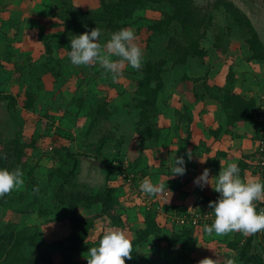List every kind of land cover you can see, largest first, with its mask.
I'll return each mask as SVG.
<instances>
[{"label": "rangeland", "instance_id": "obj_1", "mask_svg": "<svg viewBox=\"0 0 264 264\" xmlns=\"http://www.w3.org/2000/svg\"><path fill=\"white\" fill-rule=\"evenodd\" d=\"M72 1L74 6L77 1L80 2L82 5L79 4V7L85 11H95L99 8L100 0H93L95 3H89V5L84 4V0ZM228 1L232 2L250 20L264 45V0L259 4L253 0ZM214 2L215 0H193L195 6L202 12L211 14L212 17V25L201 43V47L206 51V62L203 64L199 59H190L186 66L176 67L166 74L165 87L160 92L157 101L156 119L152 120L153 124L157 125L159 132L157 137L152 136L142 148H135L133 144L132 130L135 126V119L131 115V109L126 108L127 105L132 104L136 89L135 83L138 76L132 74L134 69L127 64L121 66V75L114 80L112 74L107 73L98 63L90 66L72 65L67 56V50H70L69 41L65 45L58 43L62 32L60 29H63L62 21L55 17L53 10V7L58 4V0H14L10 6L1 10L0 20H10L14 26H17L12 27V31L10 28H1L4 29L7 36L0 35V59L3 65L0 70V94H10L19 100L24 98L26 91L35 90L38 93L33 109L30 111L17 107V114H9L5 106L0 105V138H10L15 133L37 138L38 146L41 149L36 152L33 159V161L36 160L34 176L37 182L43 183V188L37 200L33 202L27 193V184L31 179L29 180L24 174L23 185L0 198V202L1 200L5 201L7 207V209L3 208L0 203V229H4L6 223L11 222L19 228L23 227L28 232H36L38 252L45 254L53 264H63L60 243L65 242L70 233L67 220L68 212L64 208H54L55 191L47 186L50 171L59 167L58 162L60 161L53 158L54 151L57 149L62 158L74 156L78 159L76 175L67 185L68 191L90 196L96 192H105L109 186L116 188L120 206L125 213L124 218L127 219V222H131L129 224L131 226L123 230L129 239L132 240L137 233H140L144 219L148 215L155 217V222L159 227L172 225L175 232L189 230L190 239L208 235L203 231L205 224H199L196 227L191 225L183 227L177 223L178 219L192 216L193 213L205 209L208 205L202 206L201 209H198L196 205L187 206L185 214L176 208L172 209V206L165 202L169 192L164 191L159 195L148 197L140 191L139 185L145 178H149L154 184L165 183L166 175L171 173L174 155L184 156L185 160H188L186 153L191 151L192 146L188 141L190 134L186 124L188 115L184 113L183 108H189L191 116L194 115V110H196L195 115L199 113L198 116L202 114V111L199 108H194V98L193 103L189 102L188 93L193 84L181 81L183 76L201 77L207 73L212 81L224 85L227 75L233 74L236 76L235 91L240 96L246 99L254 97L258 104L260 101H262L261 105L264 104V64L246 61L248 52L237 32L223 36L227 19L223 10L211 11V5ZM157 8L155 6L137 11L128 27L136 33L137 40L135 42L141 47L143 64L148 60L161 57L167 44V37L156 38L147 29L148 26L163 18V11L168 12V8ZM46 14L59 22L47 21L43 16ZM41 16H43L42 21L40 20ZM175 31L176 27L174 26L170 35L176 34ZM13 34L16 35L15 43H10L8 41L12 37L14 38ZM218 35L221 38L219 41L216 39ZM45 43H48L52 48L51 56L46 55ZM9 54L11 59L6 60L5 56ZM48 57L53 60L52 66L58 74L57 77H52L44 67L49 60ZM113 59L118 58L113 57ZM49 63L51 65V62ZM17 64L21 66V69L15 75V65ZM168 68L170 67L168 66ZM104 101L107 102L105 110L109 116L100 118L91 131L87 132L90 122L89 117L85 116L87 111L96 105L103 104ZM257 111L261 112L262 110L257 109ZM179 112L184 115L181 124H179ZM261 113L263 125L264 111ZM16 120L19 124H16ZM176 121H178L177 124ZM245 127L240 130L244 138L238 141V144L242 147L241 152H246L244 153L246 158L243 161L249 163L250 166V170L248 169L246 172L249 180L251 177H255V173H264V168L257 166L260 158L257 143L261 140V136L253 128L251 129V126ZM120 137L122 139L118 144L121 148L119 159L112 163V169L106 168V165L100 164V161L95 157L103 156L101 161L111 164L112 156L116 151L112 147V143H117ZM110 138H112V143H106L99 151L103 140L108 141ZM122 142L123 145H120ZM237 145L236 147H238ZM165 146L168 151L163 149L157 152L155 150ZM199 154L197 158L200 156L201 161L204 162L199 161L198 164L202 166L207 157L204 159L201 156L202 153L199 152ZM66 160L67 165L62 167V170L67 172L72 166V162L70 159ZM91 160L96 161L97 164H92ZM220 163L222 160L218 158L208 160L209 165L219 166ZM188 164L186 169L191 171L192 167H189ZM135 165L138 166L133 168ZM123 168L128 171L121 172ZM140 170H145L143 171L145 174L141 175ZM107 173L112 175L106 177ZM261 180L264 179L261 178ZM192 183L189 184L192 185ZM12 199L14 202L11 201ZM201 200H203L202 197ZM176 203V206H181V202L176 201ZM26 206L28 207L26 208ZM40 208L47 209L49 213L38 216L37 212ZM26 209L27 211H25ZM97 212L98 207L87 211V218H92ZM212 222L208 224L210 225ZM109 229L117 228H107L104 220L95 221L94 228L87 239L85 251L74 257L73 261H86L88 249L98 244L100 236ZM161 234L168 237L170 232L164 229ZM211 238L214 239V237ZM202 243L207 242L202 241ZM158 245L160 244L156 243L152 236L149 237L148 242L141 250H137L138 264H158L155 256L166 253V249L162 248V245ZM38 252L27 248L28 255H37ZM171 252L166 256L169 264H186L189 261L181 259L182 257L185 256L187 259L195 257L193 247L186 254L178 249ZM223 254L221 252L214 253V260L218 258V264H220L219 257ZM230 255L233 259L238 257L232 252L229 253Z\"/></svg>", "mask_w": 264, "mask_h": 264}, {"label": "trees", "instance_id": "obj_2", "mask_svg": "<svg viewBox=\"0 0 264 264\" xmlns=\"http://www.w3.org/2000/svg\"><path fill=\"white\" fill-rule=\"evenodd\" d=\"M14 0H0V12L7 6H10ZM256 4H259L262 0H253ZM168 8L167 11H163V18L150 26H148L149 32L152 36L167 37V44L164 50V54L155 60H148L143 64L142 68L137 71L133 70L132 74L138 76L135 83L134 98L131 105H127L126 108L131 109V115L134 117V127L132 141L135 148L144 147V143L150 141L152 136L157 137V125L152 120L156 119L158 112L157 101L160 92L165 87L166 74L176 67H184L187 65L190 59H199L203 64L206 62V51L201 47L202 41L206 38L211 24V14L202 12L197 6L194 5L193 0H100L99 8L93 10H83L80 7L74 6L72 0H58V4L53 7L55 17L62 21L63 31L59 36V44L65 45L67 41H70L72 35H78L85 31L98 27L101 29L102 35L99 39V43L103 46L113 32L120 30L121 28H128L133 16L137 11L149 9L151 7ZM157 8V9H158ZM212 12L223 10L227 19V25L223 36L230 35L237 32L243 40L244 47L247 50L248 57L247 62H259L264 64V45L260 40L257 31L254 29L250 20L238 9L232 2L228 0H215L211 5ZM11 24V26H10ZM13 22L10 20H0V35H5L3 31L6 28H15ZM176 27L174 35H170L173 27ZM1 28H4L3 30ZM17 30V29H16ZM225 34V35H224ZM12 37L8 42L15 43V37ZM4 38V37H3ZM219 41L221 39L216 36ZM9 45V44H8ZM46 55L51 56L52 48L48 43L44 44ZM8 54V53H7ZM6 60H10V54L6 55ZM49 59V57H48ZM51 62V65L50 63ZM53 60H47L44 65L46 71L52 76L57 77L58 74L52 66ZM168 66L170 68H168ZM3 68L0 59V70ZM21 66L15 65L14 74L20 71ZM17 72V73H16ZM236 76L228 74L224 85L218 84L216 81H212L208 74L203 76L189 77L183 76L181 81L192 82V94L195 103L204 102L206 100L213 101L220 106V111L223 118V123H217V127L210 131V134H216V130L219 132L222 129L225 134L236 127L251 126L259 135L261 140L264 141V127L259 120V116L262 114L257 111L261 109V105L258 107V102L254 97L246 99L240 96L234 87ZM37 91H26L24 98L13 97L10 94H0V105L5 106V109L9 114H17V107L22 110L30 111L33 109L36 101ZM106 101L101 105H96L90 108L86 115L89 117L88 131L99 122L100 118L108 117L109 113L105 110ZM184 113L186 116L187 131L189 132V126L192 123L191 111L189 108L184 107ZM178 113V112H177ZM179 124L182 123L184 115L179 112ZM16 118V117H15ZM16 124L18 121H15ZM19 124V123H18ZM225 126V127H224ZM149 128H153L152 130ZM155 129V130H154ZM157 130V132H156ZM216 137V136H214ZM112 143V138L108 141L103 140L102 147L106 143H112V147L116 149L115 154L112 156L111 164H105L103 156H96L95 159L100 161V164L106 165L112 169V163L119 159L121 148L119 142ZM188 141L192 143L190 138ZM38 140L35 136L26 137L21 133H15L10 138H0V153L5 154V159H0V168H6L9 171L19 167L25 174V176L31 181L27 184V193L35 202L41 193L43 183L37 182L34 173L36 162L33 161L35 154L41 149ZM123 145V142L120 144ZM168 151L167 147L156 148L157 152L161 150ZM58 150L54 151V159L59 160V167L50 171L47 180V186H50L54 191V203L55 209L64 208L68 212L67 220L69 221L70 233L65 242L60 243V254L63 260V264H87V260L73 261L74 257H77L80 253L84 252L87 246V239L91 231L94 228L95 221L104 220L107 228L127 229L130 227L131 222H127L124 218L125 213L120 206L119 195L115 187L109 186L105 192H96L93 195H86L84 193H73L67 190V185L76 175L78 167V159L74 156L69 158H62L58 154ZM216 157H223L228 159V155L218 152ZM59 158V159H58ZM249 158V156H248ZM70 159L72 166L67 172L62 170V167L67 165V160ZM240 168V176L245 180L244 172L248 169L249 163L241 160L237 163ZM135 165L133 168L137 167ZM128 171L126 168L121 169V172ZM141 175L145 174L140 170ZM255 173V172H253ZM112 174L107 173L106 177H110ZM256 178L264 179V173L254 174ZM194 179L193 173L186 171L183 176H171V173L166 175V188L167 194L165 202L169 205L173 204L175 200L182 196H186L187 185ZM186 186V187H185ZM38 187L39 192H34L33 188ZM183 187V188H182ZM185 187V188H184ZM183 190H182V189ZM14 202V199L11 200ZM254 202V203H258ZM1 206L6 208V202L1 200ZM4 205V206H3ZM57 205V206H56ZM28 206H26L27 208ZM98 207V212L92 218H87L86 212ZM176 208V207H175ZM257 208V206H256ZM177 210H181L182 213H187V208L177 207ZM27 211V209L25 210ZM207 211L211 212L210 208H205L197 213L205 214ZM38 216H44L49 213L45 208H40L37 212ZM154 216L148 215L144 219V224L141 227L140 233L132 239L133 253L131 260H125V264H138L137 262V250L148 242L149 237H153L156 243L162 245L165 248V254H158V264H169L166 260L168 253L178 249L185 253L188 245H193L194 241L190 239V231L184 230L176 233L171 226L167 227L158 226ZM169 230V236H162V230ZM174 231V232H173ZM101 237V236H100ZM36 232L24 230L23 227L17 226L14 223H6L5 228L0 229V264H53L50 258H47L45 254L39 253V245L37 242ZM100 239V238H99ZM244 241L240 248L241 242ZM97 244L93 245L96 246ZM158 245V246H160ZM184 245V246H183ZM92 246V247H93ZM38 252L37 255H28L27 248ZM228 247L232 251H236L240 248L238 253V262L241 264H264V254L261 248L256 244L254 234L244 236L239 233V236L228 244ZM185 248V249H184ZM161 250V249H160ZM186 254V253H185ZM157 256V255H156ZM162 257V258H161ZM185 258V256H184ZM222 259V258H221Z\"/></svg>", "mask_w": 264, "mask_h": 264}, {"label": "clouds", "instance_id": "obj_3", "mask_svg": "<svg viewBox=\"0 0 264 264\" xmlns=\"http://www.w3.org/2000/svg\"><path fill=\"white\" fill-rule=\"evenodd\" d=\"M101 35V29L98 27L72 35L69 41L70 50H67L70 63L74 66L98 63L107 73L112 74L114 80L120 77V68L125 64L137 71L142 68L143 53L135 42L137 36L133 29L121 28L113 32L103 46L98 42ZM186 155L188 160L192 159L190 150ZM5 158V154L0 153V159ZM186 171L185 157L174 155L171 176H183ZM23 175L19 167L12 171L0 168V198L21 187L24 183ZM213 178L214 183H211ZM193 184L200 188L210 185L212 190L219 194L215 201L208 202L214 220L210 225L203 226L205 233L223 236L239 232L248 236L264 232V208L257 211L254 203L264 200V180L245 181L240 176L238 164L228 162L215 176H210V169L204 168L199 176L193 179ZM139 188L148 197L168 191L165 183L154 184L149 178H145ZM33 191L39 192V188L34 187ZM133 247L132 240L123 230L109 229L100 237L96 246L88 249L85 258L87 264H125L126 259L133 258ZM199 264H218V258L213 260L206 257ZM225 264H235V261L229 258Z\"/></svg>", "mask_w": 264, "mask_h": 264}, {"label": "crops", "instance_id": "obj_4", "mask_svg": "<svg viewBox=\"0 0 264 264\" xmlns=\"http://www.w3.org/2000/svg\"><path fill=\"white\" fill-rule=\"evenodd\" d=\"M83 2L86 5H89V3H91V4L95 3V1L93 2V0H84ZM79 4L82 5L80 2L77 1L76 6L79 7ZM43 16L47 21L59 22V21L52 19L51 17H48L47 14L43 15ZM43 16L40 17L41 21L43 20ZM61 31H63V29H60V32ZM188 95L190 98L189 102L193 103L192 87L190 88ZM261 102L262 101H260L259 104ZM263 103H264V100H263ZM259 104H258V107H259ZM194 108H199V110L201 109V111H202V114L199 116H198L199 113H197L195 115L196 110L193 111L194 115L192 116V123L189 126V130H190L189 131L190 132L189 138L192 141L191 153H193L194 156L192 157L191 160H186V165L189 163L188 164L189 167L190 166L192 167V170L190 172L193 173L194 178L198 177L204 168L210 169V176H215L218 174L220 169H223L226 166V163H228V162H237L238 163L241 160L246 158V156L244 155V153H246V152H241L242 147L238 144V141H240L241 139L244 138V135L242 134V131H240V130H243V128H246L245 126L236 127L234 129H232L230 132L228 131L227 132L228 134H225L224 130H226V127L224 126L225 129H222L221 133L218 130H216L217 132L215 135L210 134V131L217 127V123H223V118H222V114L220 111V106L217 105L213 101L206 100L204 102L194 103ZM260 108H262V112H263L264 111V104H262ZM177 123H178V121H176V124ZM214 136H216V137H214ZM236 145L238 147H236ZM199 152L202 153V155H201V156H203L202 158L206 159V157H207V159L205 160V164L202 166H199V164H198V162L201 160L200 156L197 158V156L200 155ZM218 152L227 154L229 158L225 159L223 157H216V154ZM214 158H218L219 160L221 159L222 163H220V165L218 164L219 166L209 165L208 160L214 159ZM249 167H248V169H249ZM248 169L244 172L245 181L248 180V176L246 173L248 171ZM215 170H216L217 174H216ZM251 178L252 179L253 178L258 179L256 177H251ZM258 180H261V179H258ZM210 182L214 183V178ZM189 185L185 188L186 191L188 192V194L186 196H182V197L178 198L177 200L174 201L173 204L169 205V206H172V209H175V207L176 208L178 207V206H176L177 205L176 201L181 202L180 207L187 208V206L192 205V207H193V205H196L198 209H201L202 206L208 205L209 201H215L219 195L218 193H216L215 191L212 190L210 185H206L203 188L197 187L193 183H192V185H190V188H189ZM201 197L203 198V200L200 201ZM193 202H195V203L193 204ZM205 208H208V207L206 206ZM176 233H178V232H176ZM207 236H209L210 238ZM238 236H239V232H235V233H230V234L223 235V236H217L215 234H211V235L208 234V235L201 236L198 239L197 238L191 239L192 241H194V244L188 245L186 247L185 253H188L189 249L191 250V247H193L195 257L192 259H187V258L182 257L181 259H183L185 261H189L186 264H199V262L206 257L214 260V257H215L214 253L221 252L222 254L223 253H225V254H223L219 257L220 264H225L226 259L231 258V255L229 256V253L234 252L228 247V244L230 242H232L233 240H235ZM211 237H214V239ZM218 237H219V239H218ZM202 241L203 242L206 241L207 243H202ZM169 254L170 253H168V255ZM158 257H159L158 255L155 256L156 260L160 261V259H158ZM237 258L234 259L235 264H241L238 262Z\"/></svg>", "mask_w": 264, "mask_h": 264}, {"label": "built area", "instance_id": "obj_5", "mask_svg": "<svg viewBox=\"0 0 264 264\" xmlns=\"http://www.w3.org/2000/svg\"><path fill=\"white\" fill-rule=\"evenodd\" d=\"M261 115L259 116L260 122L263 119ZM257 146H258V150L260 151V158H259V162L257 163V166L259 168H264V141L260 140L257 143ZM256 206H257V211H259L261 208H264V200H260L258 203H256ZM213 220H214V216L210 212H206L205 214L193 213L192 216L178 219L177 223L178 225L183 226V227L188 226V225L196 227L199 224H208ZM254 236L256 239V244H258V246L261 248L264 254V232L256 233L254 234ZM243 243L244 241L241 242L240 248ZM240 248H238L236 251L233 252L235 256L236 254L238 255V253L240 252ZM231 259L233 258L231 257Z\"/></svg>", "mask_w": 264, "mask_h": 264}, {"label": "water", "instance_id": "obj_6", "mask_svg": "<svg viewBox=\"0 0 264 264\" xmlns=\"http://www.w3.org/2000/svg\"><path fill=\"white\" fill-rule=\"evenodd\" d=\"M91 162H92V164H97V162H96V161H92V160H91Z\"/></svg>", "mask_w": 264, "mask_h": 264}]
</instances>
